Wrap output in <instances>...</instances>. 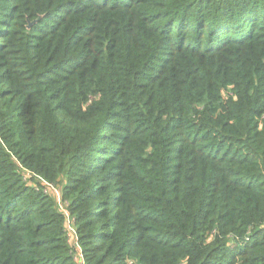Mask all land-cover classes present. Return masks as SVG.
<instances>
[{
    "label": "trees",
    "instance_id": "trees-1",
    "mask_svg": "<svg viewBox=\"0 0 264 264\" xmlns=\"http://www.w3.org/2000/svg\"><path fill=\"white\" fill-rule=\"evenodd\" d=\"M0 264H264V0H0Z\"/></svg>",
    "mask_w": 264,
    "mask_h": 264
},
{
    "label": "built area",
    "instance_id": "built-area-1",
    "mask_svg": "<svg viewBox=\"0 0 264 264\" xmlns=\"http://www.w3.org/2000/svg\"><path fill=\"white\" fill-rule=\"evenodd\" d=\"M69 229H70V232H71V234L74 236L75 232H74V229H73V227H71V226H70V228H69ZM81 257H82V255L80 254V258H81Z\"/></svg>",
    "mask_w": 264,
    "mask_h": 264
}]
</instances>
